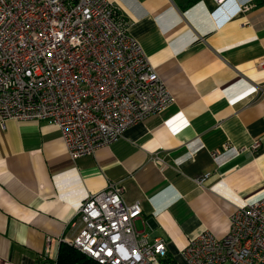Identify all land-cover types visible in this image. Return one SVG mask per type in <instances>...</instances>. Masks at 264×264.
<instances>
[{
	"label": "crops",
	"instance_id": "crops-1",
	"mask_svg": "<svg viewBox=\"0 0 264 264\" xmlns=\"http://www.w3.org/2000/svg\"><path fill=\"white\" fill-rule=\"evenodd\" d=\"M110 1L174 101L77 158L54 125L0 123V264H36L48 237L56 260L84 199L111 182L176 261L191 235L221 237L264 198V0Z\"/></svg>",
	"mask_w": 264,
	"mask_h": 264
},
{
	"label": "built area",
	"instance_id": "built-area-1",
	"mask_svg": "<svg viewBox=\"0 0 264 264\" xmlns=\"http://www.w3.org/2000/svg\"><path fill=\"white\" fill-rule=\"evenodd\" d=\"M173 101L110 0H0L1 125L8 119L54 125L77 158ZM124 190L111 182L89 194L71 222L75 235L61 242L98 264H163L170 257L166 241L136 228L141 201H126ZM50 241L36 264H56ZM176 264H264V198L237 207L221 237L209 230L191 235Z\"/></svg>",
	"mask_w": 264,
	"mask_h": 264
},
{
	"label": "trees",
	"instance_id": "trees-1",
	"mask_svg": "<svg viewBox=\"0 0 264 264\" xmlns=\"http://www.w3.org/2000/svg\"><path fill=\"white\" fill-rule=\"evenodd\" d=\"M56 264H98L96 261L87 257L85 254L76 250L71 245L62 242L60 243ZM163 264H176V261L168 257Z\"/></svg>",
	"mask_w": 264,
	"mask_h": 264
}]
</instances>
